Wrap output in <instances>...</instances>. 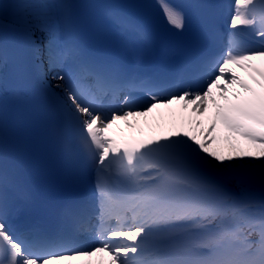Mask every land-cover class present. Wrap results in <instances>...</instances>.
I'll use <instances>...</instances> for the list:
<instances>
[{"label":"snow or ice","instance_id":"1","mask_svg":"<svg viewBox=\"0 0 264 264\" xmlns=\"http://www.w3.org/2000/svg\"><path fill=\"white\" fill-rule=\"evenodd\" d=\"M258 5L264 9V0H235L230 28L259 23L258 35L264 37V12L258 17ZM163 8L168 22L182 29L183 15L168 4ZM215 71L202 90L163 99L153 96L144 109H125L110 115L81 104L77 95L69 91L68 99L76 114L83 117V132L98 154V164L105 172L114 167L133 189L114 197L105 181L98 182L103 201L101 214L115 216L118 223L130 214L132 226L109 231L106 237L101 236L99 246L87 251L30 254L0 222V246L8 252L7 262L0 260V264H63L78 259L92 261L94 257L101 258L98 264H264V203L256 218L237 199H210L192 178L185 159L188 149L221 164L233 160L264 162V47L245 49L230 42ZM172 104H180L184 113L191 107V114H173L172 127L166 133L153 129L147 138L137 139L126 137L123 130L113 131L117 121L147 118L156 109ZM210 108L214 111L205 124L198 117H204ZM134 127L127 123L128 129ZM140 136H144L143 130ZM181 225L202 233L185 249L193 258L142 256L146 251L142 245L151 231ZM253 233L258 236L255 241L250 239ZM113 239L129 243L116 246L109 243ZM104 256L108 258L106 262Z\"/></svg>","mask_w":264,"mask_h":264},{"label":"bare ground","instance_id":"2","mask_svg":"<svg viewBox=\"0 0 264 264\" xmlns=\"http://www.w3.org/2000/svg\"><path fill=\"white\" fill-rule=\"evenodd\" d=\"M77 1L78 0L60 1L61 5H62V13L64 15L63 30H64V24H65V13H66L68 7L74 5ZM30 16H31L30 20H29L30 24H32L35 27V29L38 31V34L41 35L42 38L44 39L45 36H43L41 28L38 26L39 21L35 17V14H30ZM113 17L116 18V14H114ZM59 25H61V22H59ZM115 25L118 28V24L115 23ZM59 70H62L63 75L66 74L65 69H59ZM204 79H206V78H204ZM206 81H208V80H204L203 82H206ZM180 108H181L180 104H172L168 108L161 107V108L156 109L147 118H144V117H141L138 119L130 118L128 122L117 121V124L113 126V131L123 130V134L126 137H129L132 134H140L141 130H143L144 135L152 133L153 129H156L159 131H163L164 129L170 130V128L172 127V124H171L172 116H173V114H176L180 110ZM189 109H191V107ZM115 112H119V111H115ZM182 113L185 116H188L191 114V113H189V111L187 113H184L183 110H182ZM209 113H210V110L206 114V116ZM198 118L204 120L203 117H198ZM127 123H132L135 127L132 129H128ZM204 155L205 154H203V157H204ZM206 160L211 162L212 167L217 174L224 175V177L227 178L228 180L236 182V180L234 179L235 174L233 172H231L228 167L224 166V164H221V163L213 160L210 157L206 158ZM234 166H236L237 168H240V167L243 168L244 164L243 163L240 165L236 164ZM262 166L264 168V162H262ZM92 207H94V208L96 207V202H92ZM256 211H257V208H252L251 210L248 211V213L250 216H252V214ZM97 241H98L97 236L94 233H90V235L86 236V240L83 241L82 246L84 247L85 250H90L96 246H99ZM100 259H101L100 257H94L92 259V261H88L85 259H78V260H74V261H64L63 264H98V261ZM103 259L106 262L108 258L103 257Z\"/></svg>","mask_w":264,"mask_h":264},{"label":"rangeland","instance_id":"3","mask_svg":"<svg viewBox=\"0 0 264 264\" xmlns=\"http://www.w3.org/2000/svg\"><path fill=\"white\" fill-rule=\"evenodd\" d=\"M58 4V0H0V18L2 20H15L24 22L29 19L28 10L30 7L41 10V12L38 11L34 14L42 22L43 33L47 35L45 40V52L48 51L50 53L47 56V58L50 60L54 55L59 56V51L62 45L57 25L58 21H61L59 17H62V13H60ZM12 5L19 7L20 13L18 15L10 14V7ZM57 65L62 67V64L56 62L49 65V67L54 68V70L51 72L52 74L56 71L55 69L57 68Z\"/></svg>","mask_w":264,"mask_h":264}]
</instances>
